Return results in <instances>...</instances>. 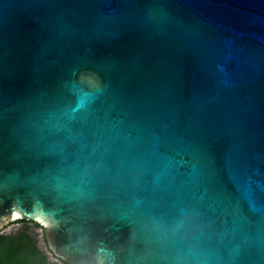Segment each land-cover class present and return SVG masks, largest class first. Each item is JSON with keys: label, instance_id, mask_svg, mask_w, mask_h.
<instances>
[{"label": "water", "instance_id": "obj_1", "mask_svg": "<svg viewBox=\"0 0 264 264\" xmlns=\"http://www.w3.org/2000/svg\"><path fill=\"white\" fill-rule=\"evenodd\" d=\"M64 264H264V0H0V228Z\"/></svg>", "mask_w": 264, "mask_h": 264}, {"label": "flooded vegetation", "instance_id": "obj_2", "mask_svg": "<svg viewBox=\"0 0 264 264\" xmlns=\"http://www.w3.org/2000/svg\"><path fill=\"white\" fill-rule=\"evenodd\" d=\"M0 264L64 263L50 251L42 227L17 221L0 228Z\"/></svg>", "mask_w": 264, "mask_h": 264}, {"label": "trees", "instance_id": "obj_3", "mask_svg": "<svg viewBox=\"0 0 264 264\" xmlns=\"http://www.w3.org/2000/svg\"><path fill=\"white\" fill-rule=\"evenodd\" d=\"M38 225V224H37ZM39 226V225H38Z\"/></svg>", "mask_w": 264, "mask_h": 264}]
</instances>
